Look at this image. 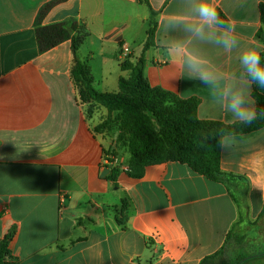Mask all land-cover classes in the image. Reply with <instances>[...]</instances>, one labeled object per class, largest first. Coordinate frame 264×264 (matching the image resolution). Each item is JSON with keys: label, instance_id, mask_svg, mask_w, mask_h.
Instances as JSON below:
<instances>
[{"label": "crops", "instance_id": "crops-1", "mask_svg": "<svg viewBox=\"0 0 264 264\" xmlns=\"http://www.w3.org/2000/svg\"><path fill=\"white\" fill-rule=\"evenodd\" d=\"M56 1L0 0V242L15 229L10 262L201 264L224 246L240 220L228 186L176 162L149 166L140 179L123 170L116 180L109 177L105 153L121 154L119 131L97 132L107 110L96 107L90 117L88 106L79 103L71 41L39 52L38 20ZM218 2L242 42L259 41L264 0ZM149 3L60 0L41 24L84 27L89 36L77 56L89 61L98 91L119 92L120 79L130 76L122 63L144 57L152 87L198 98L202 120L235 123L206 103L199 82L176 78L158 46L160 20L176 8V0ZM152 19L156 36L146 50ZM211 54L224 67L238 69L235 52ZM237 137L233 149L222 150V170L246 178L231 191L243 195L247 186V218L253 221L264 207V128Z\"/></svg>", "mask_w": 264, "mask_h": 264}, {"label": "trees", "instance_id": "trees-1", "mask_svg": "<svg viewBox=\"0 0 264 264\" xmlns=\"http://www.w3.org/2000/svg\"><path fill=\"white\" fill-rule=\"evenodd\" d=\"M60 1V0H59ZM48 4L41 11L36 28V37L41 54L46 53L63 42L71 41L74 63L71 78L77 89L79 103L88 106V115L92 117L96 107L107 110V116L96 127L97 132L119 131L117 143L127 149V154L116 150L107 151L105 155L124 156L129 166L127 175L133 179L143 177L147 167L176 162L187 165L194 172L205 176L214 182L228 186L232 197L240 209V220L227 235L224 246L216 253L206 257L201 264H264V249L251 242L249 229H243V223L248 215L245 193L231 191V185L247 180L240 175L226 173L222 170V149L218 146L220 129L233 131L237 136L251 134L264 128V118L257 119L251 125L225 123L216 120H202L198 110L200 101L196 97L184 99L177 94L159 87H152L145 77V59L141 57L135 64L130 60L122 63L123 71L130 73L129 78L120 79V90L116 93H103L96 89L94 76L89 61H82L77 54L89 33L77 23H59L49 26L41 24V18L57 2ZM150 6L149 0H139ZM262 27L257 33V39L264 43V4L260 5ZM152 15L155 14L152 12ZM222 18L225 19L221 13ZM157 22L150 21L145 49L154 46ZM253 96L258 109L264 108V89L253 86ZM208 140L201 145L203 135ZM120 166H113V180L121 173ZM264 217V207L258 220ZM12 229L0 242V264L10 262V243L15 236Z\"/></svg>", "mask_w": 264, "mask_h": 264}, {"label": "clouds", "instance_id": "clouds-1", "mask_svg": "<svg viewBox=\"0 0 264 264\" xmlns=\"http://www.w3.org/2000/svg\"><path fill=\"white\" fill-rule=\"evenodd\" d=\"M157 43L176 78L203 86L207 104L243 125L264 118V108H257L253 96V86L264 89V43L242 42L235 24L222 18L218 0H176V8L160 20ZM212 51L235 52L238 69L224 67ZM202 135L203 146L209 137ZM217 143L228 151L239 139L235 132L220 129Z\"/></svg>", "mask_w": 264, "mask_h": 264}, {"label": "rangeland", "instance_id": "rangeland-1", "mask_svg": "<svg viewBox=\"0 0 264 264\" xmlns=\"http://www.w3.org/2000/svg\"><path fill=\"white\" fill-rule=\"evenodd\" d=\"M99 61H100V59L98 58L97 62H99ZM88 111H89V109H88ZM120 149H121L120 153L122 155L127 154V149L124 146L121 145ZM232 186H234V185H231V187ZM238 197H241V196L238 194ZM257 220L258 219L252 221L251 218H247V220L244 221L242 228L243 229H246V228L249 229V231H248L249 239L251 240V242L253 244H255L257 246V249L259 247L264 249V217L262 220L258 221L259 224H254V221L256 222Z\"/></svg>", "mask_w": 264, "mask_h": 264}, {"label": "built area", "instance_id": "built-area-1", "mask_svg": "<svg viewBox=\"0 0 264 264\" xmlns=\"http://www.w3.org/2000/svg\"><path fill=\"white\" fill-rule=\"evenodd\" d=\"M124 52L126 55L129 53V50L127 47L124 48ZM105 163L106 165L111 166V167L120 166L121 170L126 171V172L129 170V166L126 163V159L124 156L114 157L111 155H106Z\"/></svg>", "mask_w": 264, "mask_h": 264}, {"label": "water", "instance_id": "water-1", "mask_svg": "<svg viewBox=\"0 0 264 264\" xmlns=\"http://www.w3.org/2000/svg\"><path fill=\"white\" fill-rule=\"evenodd\" d=\"M110 171V167L106 169V171L103 174V177L106 176V174Z\"/></svg>", "mask_w": 264, "mask_h": 264}]
</instances>
